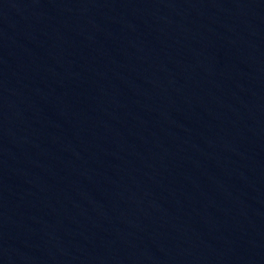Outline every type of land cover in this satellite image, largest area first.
I'll use <instances>...</instances> for the list:
<instances>
[{
    "label": "water",
    "instance_id": "water-1",
    "mask_svg": "<svg viewBox=\"0 0 264 264\" xmlns=\"http://www.w3.org/2000/svg\"><path fill=\"white\" fill-rule=\"evenodd\" d=\"M0 160L31 264H264V0H0Z\"/></svg>",
    "mask_w": 264,
    "mask_h": 264
}]
</instances>
